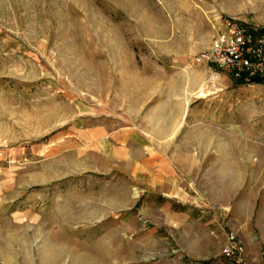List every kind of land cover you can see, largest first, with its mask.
<instances>
[{
	"label": "rangeland",
	"instance_id": "obj_1",
	"mask_svg": "<svg viewBox=\"0 0 264 264\" xmlns=\"http://www.w3.org/2000/svg\"><path fill=\"white\" fill-rule=\"evenodd\" d=\"M263 15L262 0H0V264H130L138 229L154 224L151 263L182 264L164 260L162 241L165 210L185 199L157 194L172 182L195 200L193 166L176 160L178 177H155L138 138L181 152L235 143L237 183L245 142L264 166V79L221 73L206 96L207 66L194 63L225 18ZM215 190L237 219L227 237L241 243L247 218L263 238L264 198ZM124 219L138 229L122 233Z\"/></svg>",
	"mask_w": 264,
	"mask_h": 264
},
{
	"label": "crops",
	"instance_id": "obj_2",
	"mask_svg": "<svg viewBox=\"0 0 264 264\" xmlns=\"http://www.w3.org/2000/svg\"><path fill=\"white\" fill-rule=\"evenodd\" d=\"M101 138H106L108 142L111 139V133H107V136ZM123 139L121 138V140ZM130 139L132 138H126V144L129 141H134ZM138 139L139 143L146 144L144 147L148 151L143 148L147 155L145 159L148 163H146L148 168L155 173V177L166 176V171L171 177H178L174 166L176 160H181L187 166H193V171L190 173H194L196 178V187L193 189L195 200L190 196L191 189L178 187L172 182L168 189L157 194L163 198L172 196L179 199V197H183L185 202L190 198L189 201L192 203L182 202L178 206L180 211H173V205L170 203L164 212L162 241L164 260H170L174 254L183 261L182 264H213L223 261L220 251L226 243L227 232L236 230L237 219L233 216L226 220L225 209L230 208L227 205L228 200L215 202L209 197L216 192L217 188L221 197H232L238 194L264 198V166L261 164V158L251 155L249 151L251 145L245 142L244 150L248 151L243 152V157L239 158L240 162H238L245 168L242 172L243 176L237 183L236 176L240 170H237L236 167L235 143L210 141L203 149L198 146L188 147L181 152L179 147L174 148L171 141L154 140L149 135ZM168 150L172 151L170 157ZM254 173H259L258 179L253 177ZM215 180H218L217 184L214 183ZM210 181L211 187L204 188L203 185L207 186ZM146 191L141 190V193ZM179 193L180 195H178ZM149 210L147 207H141L136 212L139 214L138 217H149ZM138 217L134 216L131 219L134 224L137 223L140 226ZM245 222H248L247 218H243L242 236L239 237L245 249L244 258L249 264H264V231L263 238H256L250 228L245 226ZM238 223L241 224V221L239 220ZM120 227L122 233H132L138 229L136 225L134 229H131L129 221H125V219L121 222ZM138 230L141 231L137 235L138 248L131 250V256L127 262L130 264H152L151 261L160 256V252L157 250L160 242L156 238L155 224L153 227H140ZM4 261L9 264L10 260Z\"/></svg>",
	"mask_w": 264,
	"mask_h": 264
},
{
	"label": "built area",
	"instance_id": "obj_3",
	"mask_svg": "<svg viewBox=\"0 0 264 264\" xmlns=\"http://www.w3.org/2000/svg\"><path fill=\"white\" fill-rule=\"evenodd\" d=\"M194 63L207 66L209 79L204 91L209 94L220 91L221 73L244 83L254 77L264 79V15L246 23L236 17L225 18L210 46L194 57ZM243 253L241 243L229 234L220 252L223 261L215 264H248Z\"/></svg>",
	"mask_w": 264,
	"mask_h": 264
},
{
	"label": "trees",
	"instance_id": "obj_4",
	"mask_svg": "<svg viewBox=\"0 0 264 264\" xmlns=\"http://www.w3.org/2000/svg\"><path fill=\"white\" fill-rule=\"evenodd\" d=\"M261 79L260 78H258V77H254V78H252L251 79V83L253 84H259V83H261Z\"/></svg>",
	"mask_w": 264,
	"mask_h": 264
},
{
	"label": "bare ground",
	"instance_id": "obj_5",
	"mask_svg": "<svg viewBox=\"0 0 264 264\" xmlns=\"http://www.w3.org/2000/svg\"><path fill=\"white\" fill-rule=\"evenodd\" d=\"M204 90H205V83H203L202 85H201V91H203L204 92ZM205 94V93H204ZM206 96L208 95V94H205ZM209 95H212V94H209ZM214 95V94H213Z\"/></svg>",
	"mask_w": 264,
	"mask_h": 264
}]
</instances>
